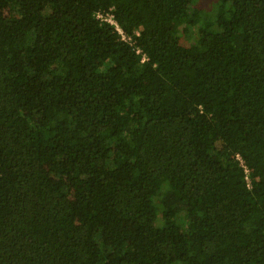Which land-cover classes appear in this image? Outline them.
I'll list each match as a JSON object with an SVG mask.
<instances>
[{
    "label": "trees",
    "instance_id": "1",
    "mask_svg": "<svg viewBox=\"0 0 264 264\" xmlns=\"http://www.w3.org/2000/svg\"><path fill=\"white\" fill-rule=\"evenodd\" d=\"M194 1L0 0V264H264V0Z\"/></svg>",
    "mask_w": 264,
    "mask_h": 264
},
{
    "label": "built area",
    "instance_id": "2",
    "mask_svg": "<svg viewBox=\"0 0 264 264\" xmlns=\"http://www.w3.org/2000/svg\"><path fill=\"white\" fill-rule=\"evenodd\" d=\"M96 16L98 18H100L101 20H105V21L109 22L111 25H113L114 28H115V30L120 34L121 39L127 40V41H130L131 40V38L124 33V31L122 30V28L120 27V25L116 22V20L113 17V14L107 13L106 15H104V14L98 12L96 14ZM136 51L139 53L141 50H140V48L137 47L136 48ZM245 171H246L247 185H250V180H249V176H248L249 171L248 170H245Z\"/></svg>",
    "mask_w": 264,
    "mask_h": 264
},
{
    "label": "rangeland",
    "instance_id": "3",
    "mask_svg": "<svg viewBox=\"0 0 264 264\" xmlns=\"http://www.w3.org/2000/svg\"><path fill=\"white\" fill-rule=\"evenodd\" d=\"M195 2V1H194ZM196 5L199 6V7H204V8H208L210 6H212V4H214V1L213 0H197L196 2ZM194 3V4H195ZM192 25L193 24H189L187 25V30L188 31H191L192 30ZM187 41V40H186ZM190 41V40H189Z\"/></svg>",
    "mask_w": 264,
    "mask_h": 264
}]
</instances>
